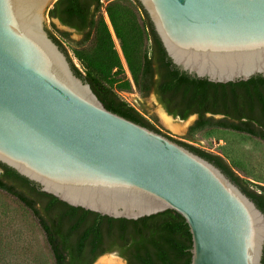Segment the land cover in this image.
<instances>
[{
  "label": "water",
  "instance_id": "1",
  "mask_svg": "<svg viewBox=\"0 0 264 264\" xmlns=\"http://www.w3.org/2000/svg\"><path fill=\"white\" fill-rule=\"evenodd\" d=\"M55 1L0 0V164L102 217L175 212L189 264H261L264 214L215 165L103 106L45 29ZM137 1L179 72L213 84L264 76V0Z\"/></svg>",
  "mask_w": 264,
  "mask_h": 264
},
{
  "label": "trees",
  "instance_id": "2",
  "mask_svg": "<svg viewBox=\"0 0 264 264\" xmlns=\"http://www.w3.org/2000/svg\"><path fill=\"white\" fill-rule=\"evenodd\" d=\"M103 13L119 43L130 79L125 76ZM46 16L62 39L70 41L69 33L57 29L54 20L80 35V41L72 46V55L82 72L46 28L66 55L73 73L89 84L108 111L159 133L116 93L134 88L143 97L153 92L167 113L180 120L197 115L189 136L205 128H220L264 143V76H254L246 82L213 84L179 72L137 0H112L102 12L99 0H56ZM175 142L219 168L264 214V187L251 188L219 156ZM0 192L14 198L35 219L53 264H94L100 256L114 251L127 264L190 263L191 235L184 219L173 211L137 221L102 217L41 192L36 184L2 164Z\"/></svg>",
  "mask_w": 264,
  "mask_h": 264
},
{
  "label": "rangeland",
  "instance_id": "3",
  "mask_svg": "<svg viewBox=\"0 0 264 264\" xmlns=\"http://www.w3.org/2000/svg\"><path fill=\"white\" fill-rule=\"evenodd\" d=\"M103 18L109 31H111L109 21L104 16V13ZM56 26L59 30L69 33L70 41L62 39L50 27V20L46 16L45 29L47 28L56 36L67 50L72 61H75L72 55V46L80 41V35L76 34L75 31L63 30L58 25ZM112 39L123 64L125 76L130 79L121 56L119 43L115 39L113 32ZM116 93L121 100L134 108L141 117L159 132L172 140L219 156L239 178L248 182L251 188L264 187V143L259 139L220 128H205L188 136L196 118L190 117L186 121L180 122L167 117L159 102L151 93L143 97L134 88L128 92ZM160 114L174 124L184 126L183 131L176 133L163 125L160 120ZM215 118L218 119L219 117ZM111 253L100 256L95 261V264H107L102 261L107 258L124 264L115 256H112ZM118 257H120L119 254ZM0 264H53L44 235L35 219L20 203L3 192H0Z\"/></svg>",
  "mask_w": 264,
  "mask_h": 264
},
{
  "label": "bare ground",
  "instance_id": "4",
  "mask_svg": "<svg viewBox=\"0 0 264 264\" xmlns=\"http://www.w3.org/2000/svg\"><path fill=\"white\" fill-rule=\"evenodd\" d=\"M159 116H160L161 123L163 125H165L166 127L170 128L171 130H173L176 133H180V132L183 131L184 126L174 124L173 122H171L170 120H168L164 116H162L161 114ZM102 261L106 262L107 264H120L118 261L112 260V259H108V258L104 259Z\"/></svg>",
  "mask_w": 264,
  "mask_h": 264
},
{
  "label": "built area",
  "instance_id": "5",
  "mask_svg": "<svg viewBox=\"0 0 264 264\" xmlns=\"http://www.w3.org/2000/svg\"><path fill=\"white\" fill-rule=\"evenodd\" d=\"M110 1H112V0H99V4H100V6H101V10L103 11V8L106 6V4L108 3V2H110ZM104 16H106L105 14H104ZM107 17V16H106ZM108 19V18H107ZM109 27H110V25H109ZM111 29V28H110ZM112 31V30H111ZM110 31V33L112 34V32ZM76 61V62H75ZM75 61H73V64L75 65V67L80 71V72H82V69H81V67H80V65H79V63L77 62V60H75Z\"/></svg>",
  "mask_w": 264,
  "mask_h": 264
},
{
  "label": "flooded vegetation",
  "instance_id": "6",
  "mask_svg": "<svg viewBox=\"0 0 264 264\" xmlns=\"http://www.w3.org/2000/svg\"><path fill=\"white\" fill-rule=\"evenodd\" d=\"M153 96H154V98L157 100V98H156V95L152 92L151 93ZM160 106H161V108L167 113V111L163 108V106L160 104ZM168 114V113H167ZM169 115V114H168ZM170 116H172V115H170ZM192 116V115H191ZM194 116H196V119H195V122H196V120H197V115H194ZM172 117H174V116H172ZM207 117H209V115H207ZM214 117V119H216L215 117H221V116H213ZM178 118V117H177ZM218 118V119H219ZM194 122V123H195ZM193 123V124H194ZM160 134H162V135H164L163 133H161V132H159ZM164 136H166V135H164ZM189 136V135H188ZM167 137V136H166ZM169 138V137H168ZM171 139V138H170ZM173 141H175V140H173ZM179 142V141H178ZM188 145V144H187ZM116 254H117V256H118V253L116 252V251H114ZM121 258V257H120ZM125 263H126V261L123 259V258H121ZM127 264V263H126Z\"/></svg>",
  "mask_w": 264,
  "mask_h": 264
},
{
  "label": "crops",
  "instance_id": "7",
  "mask_svg": "<svg viewBox=\"0 0 264 264\" xmlns=\"http://www.w3.org/2000/svg\"><path fill=\"white\" fill-rule=\"evenodd\" d=\"M54 23V22H53ZM55 24V23H54ZM110 25V24H109ZM56 26V25H55ZM56 28H57V26H56ZM111 28V27H110ZM58 29V28H57ZM112 30V29H111ZM61 31V30H60ZM63 32H65V31H63ZM112 35V34H111Z\"/></svg>",
  "mask_w": 264,
  "mask_h": 264
}]
</instances>
